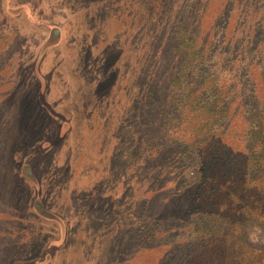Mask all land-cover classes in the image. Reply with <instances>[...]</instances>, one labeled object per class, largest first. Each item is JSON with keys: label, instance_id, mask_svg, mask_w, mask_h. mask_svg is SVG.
Segmentation results:
<instances>
[{"label": "rangeland", "instance_id": "obj_1", "mask_svg": "<svg viewBox=\"0 0 264 264\" xmlns=\"http://www.w3.org/2000/svg\"><path fill=\"white\" fill-rule=\"evenodd\" d=\"M191 2L0 0V264L164 263L165 238L146 234L176 238L182 222L178 153L193 122L169 82ZM216 16L189 27L200 45L224 40ZM215 45L199 67L209 76Z\"/></svg>", "mask_w": 264, "mask_h": 264}, {"label": "trees", "instance_id": "obj_2", "mask_svg": "<svg viewBox=\"0 0 264 264\" xmlns=\"http://www.w3.org/2000/svg\"><path fill=\"white\" fill-rule=\"evenodd\" d=\"M193 1L194 21L176 29L180 58L169 82L176 88L171 101L188 111V132L193 122L194 141L185 137L178 153L182 222L176 238L169 229L146 235L165 238L171 253L163 264H264V243L249 238L250 229L264 230V0ZM211 12L225 38L215 45L208 35L200 45L190 28L203 29ZM240 20L244 27L233 38ZM214 45L223 61L209 76L199 67Z\"/></svg>", "mask_w": 264, "mask_h": 264}]
</instances>
